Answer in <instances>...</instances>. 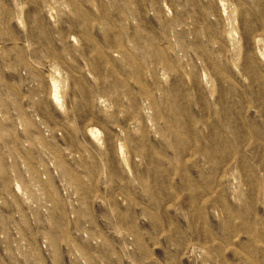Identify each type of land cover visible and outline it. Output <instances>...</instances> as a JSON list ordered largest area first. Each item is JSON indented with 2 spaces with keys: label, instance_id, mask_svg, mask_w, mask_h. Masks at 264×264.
<instances>
[{
  "label": "rangeland",
  "instance_id": "1",
  "mask_svg": "<svg viewBox=\"0 0 264 264\" xmlns=\"http://www.w3.org/2000/svg\"><path fill=\"white\" fill-rule=\"evenodd\" d=\"M0 264H264V0H0Z\"/></svg>",
  "mask_w": 264,
  "mask_h": 264
}]
</instances>
